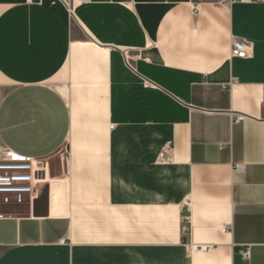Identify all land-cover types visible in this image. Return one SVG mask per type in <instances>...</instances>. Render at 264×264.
Here are the masks:
<instances>
[{
  "label": "crops",
  "instance_id": "1",
  "mask_svg": "<svg viewBox=\"0 0 264 264\" xmlns=\"http://www.w3.org/2000/svg\"><path fill=\"white\" fill-rule=\"evenodd\" d=\"M0 137L49 163L0 264H264V2L0 0Z\"/></svg>",
  "mask_w": 264,
  "mask_h": 264
},
{
  "label": "built area",
  "instance_id": "2",
  "mask_svg": "<svg viewBox=\"0 0 264 264\" xmlns=\"http://www.w3.org/2000/svg\"><path fill=\"white\" fill-rule=\"evenodd\" d=\"M70 9L74 7L75 1L79 3L89 2L91 0H62ZM247 3L251 0H222L225 7H229L232 2ZM264 2V0H255ZM199 10L197 7L195 8ZM252 43L246 39L233 36L231 39L230 55L232 57L247 59L252 56ZM243 115H238L236 120L243 119ZM113 125H111V128ZM157 161L160 164H170L173 161V146L171 142L163 144L158 152ZM246 164L236 163L233 171H244ZM49 172V163L45 159H32L23 156L8 146H6L0 137V206L13 207L19 205L32 206L34 200L38 197L39 187L47 182ZM189 203V201L187 202ZM3 214H0V218ZM186 222L190 224V218L186 217ZM187 229V227H185ZM230 224L223 226V232L230 231ZM208 244L192 245L193 250H208ZM249 258L250 251L244 253Z\"/></svg>",
  "mask_w": 264,
  "mask_h": 264
},
{
  "label": "water",
  "instance_id": "3",
  "mask_svg": "<svg viewBox=\"0 0 264 264\" xmlns=\"http://www.w3.org/2000/svg\"><path fill=\"white\" fill-rule=\"evenodd\" d=\"M48 200V183H43L39 188L38 197L34 200V207L36 206V203H42L46 202Z\"/></svg>",
  "mask_w": 264,
  "mask_h": 264
},
{
  "label": "rangeland",
  "instance_id": "4",
  "mask_svg": "<svg viewBox=\"0 0 264 264\" xmlns=\"http://www.w3.org/2000/svg\"><path fill=\"white\" fill-rule=\"evenodd\" d=\"M64 159H65V157H64ZM4 209H6V212H12V211H14L13 209L15 208V206H13V207H3Z\"/></svg>",
  "mask_w": 264,
  "mask_h": 264
},
{
  "label": "bare ground",
  "instance_id": "5",
  "mask_svg": "<svg viewBox=\"0 0 264 264\" xmlns=\"http://www.w3.org/2000/svg\"><path fill=\"white\" fill-rule=\"evenodd\" d=\"M48 180V179H47Z\"/></svg>",
  "mask_w": 264,
  "mask_h": 264
}]
</instances>
